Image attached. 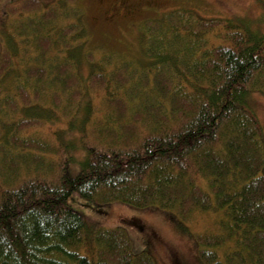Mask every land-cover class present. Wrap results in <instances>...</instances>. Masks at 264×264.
Returning <instances> with one entry per match:
<instances>
[{
	"label": "trees",
	"instance_id": "16d2710c",
	"mask_svg": "<svg viewBox=\"0 0 264 264\" xmlns=\"http://www.w3.org/2000/svg\"><path fill=\"white\" fill-rule=\"evenodd\" d=\"M67 2L7 4L20 20L0 50V94L8 92L0 115L17 108L16 94L38 117L18 121L0 143V264H155L148 251H133L123 226L87 222L73 195L165 211L193 233L202 264H264V133L250 102L253 91L264 93V28L165 11L140 24L139 55L104 52L82 76L71 41L63 63L36 64L57 53L33 21L38 12L46 22L70 16L62 35L85 34L81 8ZM34 28L31 58L24 33ZM21 54L29 64L11 95L1 81ZM44 89L53 90L47 101ZM41 123L58 127L54 141L25 136ZM203 218L208 227L194 232Z\"/></svg>",
	"mask_w": 264,
	"mask_h": 264
},
{
	"label": "rangeland",
	"instance_id": "374dc122",
	"mask_svg": "<svg viewBox=\"0 0 264 264\" xmlns=\"http://www.w3.org/2000/svg\"><path fill=\"white\" fill-rule=\"evenodd\" d=\"M12 1L15 0H0V50L2 44L10 37L9 31L13 32L11 29L15 26L13 24L16 21L19 23L20 20L17 19V15L6 13L7 4ZM40 1L47 9L52 7L51 3L69 4L67 0ZM73 3L76 4V7L81 8L83 13L82 23L85 27V34H82L83 37H79V39H72L67 34L62 35V29L72 21L70 16L46 22L43 20L41 12H38L33 19L35 24H39L38 26L43 25L45 29L47 28L46 33L56 41L57 51V53L55 51L46 52L43 58L44 64L39 61L36 63L37 65L41 67L51 65L53 67L63 63L61 62L63 55L68 52L65 45L66 43L69 44L70 41L77 47L74 46L75 49L73 47L70 50V54L73 52L74 55L69 58L75 62L76 69L82 76H86L89 70L94 68V64L100 62L102 55L107 52H114L115 55L119 56L117 58H134L141 53L138 39L140 24L145 20H153L159 17L165 11L177 8L193 9L205 17L230 19L240 17L244 21L246 19L251 25L264 28L263 9L256 0H74ZM27 21L23 20L22 22ZM28 26L27 23L26 27ZM34 32L35 28L33 31H25L24 33V36L29 38L27 50L31 58L37 53L35 52L36 42L31 36ZM13 37L15 40L17 39V36L13 35ZM30 41L33 42L32 46H29ZM115 57L113 56V58ZM14 59V64L1 81L4 89H11V95L16 92V84L24 83L25 78L21 71L24 70L23 64H29L28 61L24 62V54H21L19 59L17 57ZM44 91L42 98L47 101L53 90L46 91L44 89ZM5 92L0 94V101L6 97L8 92ZM15 97H17V108L12 111V108L4 107L7 111L0 115V143L4 137L13 134L14 131H9L13 130L12 127L18 121H22L24 118L38 117L32 111H24L25 109L21 107V101L19 102L20 98L16 94ZM86 97H89L88 94ZM250 98L264 133V93L253 91ZM92 100L96 102L99 98L94 96ZM55 130H59L56 125L41 123L36 127L27 129L24 134L33 139L39 137L42 141L43 138L54 141ZM22 133H17L20 139L23 136ZM73 153L80 156L82 150L79 147ZM78 167L77 162L71 163V172H75ZM69 202L89 223L103 226H123L131 238L133 251H148L154 258L155 264H202L197 254L193 233L181 230L176 221L163 210L137 208L118 202L99 206L91 200L74 195L70 197ZM206 219L203 218L198 223L196 222L193 225V231L205 230L208 227Z\"/></svg>",
	"mask_w": 264,
	"mask_h": 264
}]
</instances>
